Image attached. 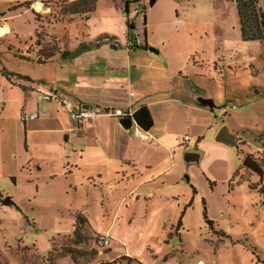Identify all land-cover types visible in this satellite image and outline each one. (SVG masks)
<instances>
[{
  "label": "rangeland",
  "instance_id": "1",
  "mask_svg": "<svg viewBox=\"0 0 264 264\" xmlns=\"http://www.w3.org/2000/svg\"><path fill=\"white\" fill-rule=\"evenodd\" d=\"M72 1L78 0L35 2L44 12L20 9L7 15V9L0 10V20L9 18L12 27L10 34L0 38V66L15 73L29 72L32 65L23 63L20 55L32 52L43 60L41 50L47 56L56 54L62 51L63 38L66 41L70 30L80 35L91 28L104 38L119 31L117 19L125 16L119 0L99 2L89 21L83 17L61 20L63 8ZM150 1L143 4L145 12L130 15L131 7L126 14L130 27H136L132 33L143 32L145 14L152 11L153 41L172 48L179 57L187 76L183 80L186 87L181 89L192 105L184 111L161 110L164 121L159 118L157 128H166L179 146L189 137L186 152L200 156L192 165L177 160L185 170V180L170 191L180 195L181 209L191 204L185 230L163 236L161 218L135 219L128 224L122 209L117 224L111 225L107 215L94 217L78 237L74 235L75 216L86 218L82 213L76 215L81 194H67L63 179L50 181L47 175L53 169L43 173L39 193L34 189L30 198L22 179L15 188L10 179L0 176L4 201L13 196L22 201L21 212L0 209V264H264V43L243 40L234 0H155L153 7ZM259 1L264 7V0ZM185 61L189 64L184 65ZM59 64L36 65L33 71L59 75ZM201 100H211L214 109L201 107ZM224 126L234 135L236 145L215 141L216 130ZM247 159L260 170L246 165ZM109 227L114 230L111 248L103 242ZM143 229L144 236L140 234ZM125 253L132 259L122 256Z\"/></svg>",
  "mask_w": 264,
  "mask_h": 264
},
{
  "label": "crops",
  "instance_id": "2",
  "mask_svg": "<svg viewBox=\"0 0 264 264\" xmlns=\"http://www.w3.org/2000/svg\"><path fill=\"white\" fill-rule=\"evenodd\" d=\"M37 1L2 0L0 10L7 9L9 15L14 12L10 11L13 6L34 2L28 9L33 11ZM151 13L145 14L141 34L132 33L136 27H130L123 12L124 18L117 19L121 23L119 31L108 34L112 41L93 34L91 28L80 35L70 30L66 41L63 38L62 51L51 59H37L32 52L20 55L23 63L32 65L29 72L15 73L0 66V176L10 179L15 188L22 179L30 198L39 193L38 181L43 173L53 169L47 175L50 181L63 179L67 194H81L76 215L84 214L90 225L92 218L104 219L106 215L111 225L117 224V214L125 209L128 224L135 219L161 218L160 234L171 236L173 232L180 234L185 230L184 220L191 206L185 204L181 209L180 195L170 192L185 180V170L177 160L192 165L200 156L186 152L190 138L187 144L182 142L179 146L166 128L163 131L161 126L157 128V122L164 121L161 110L167 111L170 107L184 111L192 105L187 92L181 89L186 87L183 80L187 76L181 71L179 57L172 48L153 41L156 25ZM9 21V18L0 20V28L8 31L5 36L12 32ZM137 38L141 45L129 49L128 42ZM150 48L159 54L149 52ZM64 52L66 57L62 56ZM49 62L60 63L61 74L42 75L33 71L36 65L43 68ZM18 76L27 79H18ZM46 92L60 95L76 108L99 114L113 110L135 113L147 106L154 126L145 133L134 122L130 130H125L121 119L104 115L77 123L66 108L54 101L46 102L43 98ZM200 106L206 107L201 103ZM34 114L39 117L32 119ZM222 128L214 134L216 142ZM195 196L194 188L193 200ZM4 199L5 194L0 190L1 210L15 208L21 212V198H8V205ZM103 209H109L110 213L104 214ZM168 226L169 232H166ZM113 232L109 227L103 233L112 239L110 245L114 242ZM140 234L145 235L144 229ZM122 256L132 259L128 253Z\"/></svg>",
  "mask_w": 264,
  "mask_h": 264
},
{
  "label": "trees",
  "instance_id": "3",
  "mask_svg": "<svg viewBox=\"0 0 264 264\" xmlns=\"http://www.w3.org/2000/svg\"><path fill=\"white\" fill-rule=\"evenodd\" d=\"M100 0H78L72 1L69 7L63 8V12L61 13L63 20L64 18L75 19L76 17H80L84 20H89L90 16L95 12L97 3ZM236 4L238 17L240 22V30L241 35L244 41H262L264 43V7H260L259 0H234ZM34 2H27L23 4H18L13 6L10 11H17L19 9H30ZM128 8L125 7V14H127ZM65 20V19H64ZM39 42L40 33L37 35ZM107 41H112L113 38L105 37ZM39 45V44H38ZM41 50L40 55L45 57L43 59L48 60L54 57V52H51L48 56L43 54ZM63 57L67 56V53L64 52L62 54ZM40 59V58H38ZM18 79H27L21 76L17 77ZM134 122L143 132H149L154 126V120L151 115V112L147 106L140 107L134 114L133 117ZM87 219L79 214L76 216L75 222V232L74 235L78 237H82L79 233L83 227L88 226ZM178 227H181L179 223ZM105 238V237H104ZM103 238V239H104ZM104 242V241H103ZM111 245L106 246L110 248ZM129 260V259H128Z\"/></svg>",
  "mask_w": 264,
  "mask_h": 264
},
{
  "label": "built area",
  "instance_id": "4",
  "mask_svg": "<svg viewBox=\"0 0 264 264\" xmlns=\"http://www.w3.org/2000/svg\"><path fill=\"white\" fill-rule=\"evenodd\" d=\"M124 7L128 8V15H129V10L131 7H133V12H131L130 15H133V13L137 14L140 13V11L145 12V5L144 2L145 0H119ZM141 45V40L140 39H135V41H129L127 44V47L129 49L134 48L135 46ZM133 96V94H131ZM44 100L46 102L49 101H54L57 102L60 106L63 108H66L71 115L72 120H74L77 123H81L87 119H93L98 115H104V116H109V117H114L118 119H124V118H132L134 117V112L132 110L129 111H124V110H113L109 112H103V113H97L96 111L92 110H84L82 108H76L74 105L69 101L61 97L60 95L53 94L52 92H46L44 94ZM39 117V114H34L31 118L32 119H37ZM189 142V137H185L183 144H187ZM104 245L109 246L112 239L109 236H106L104 239Z\"/></svg>",
  "mask_w": 264,
  "mask_h": 264
},
{
  "label": "water",
  "instance_id": "5",
  "mask_svg": "<svg viewBox=\"0 0 264 264\" xmlns=\"http://www.w3.org/2000/svg\"><path fill=\"white\" fill-rule=\"evenodd\" d=\"M154 4V0H151L150 5L152 6ZM132 28H134V26H132ZM149 52L158 55L159 51L156 50L155 48H150ZM200 103L203 106L209 107L211 109H214L215 104L211 101V100H201ZM120 124L121 126L125 129V130H130L134 124V120L132 118H124L120 120ZM217 142L221 143V144H225V145H230V146H234L236 145V139L234 137V135L230 132L229 128L224 126L217 138ZM246 165L253 167L256 170H260L259 165L252 161L251 159H247L245 162ZM10 202L9 199H7L4 204L8 205Z\"/></svg>",
  "mask_w": 264,
  "mask_h": 264
},
{
  "label": "bare ground",
  "instance_id": "6",
  "mask_svg": "<svg viewBox=\"0 0 264 264\" xmlns=\"http://www.w3.org/2000/svg\"><path fill=\"white\" fill-rule=\"evenodd\" d=\"M34 8L39 11V12H44L45 9H43L42 5L40 3H36ZM8 33V31L6 29H1L0 28V37L5 36Z\"/></svg>",
  "mask_w": 264,
  "mask_h": 264
}]
</instances>
